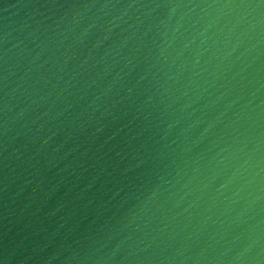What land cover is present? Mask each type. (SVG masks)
<instances>
[{
	"label": "water",
	"instance_id": "obj_1",
	"mask_svg": "<svg viewBox=\"0 0 264 264\" xmlns=\"http://www.w3.org/2000/svg\"><path fill=\"white\" fill-rule=\"evenodd\" d=\"M0 264H264V0H0Z\"/></svg>",
	"mask_w": 264,
	"mask_h": 264
}]
</instances>
